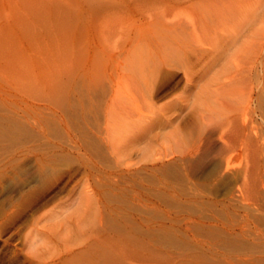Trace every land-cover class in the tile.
Instances as JSON below:
<instances>
[{"label":"rangeland","instance_id":"1","mask_svg":"<svg viewBox=\"0 0 264 264\" xmlns=\"http://www.w3.org/2000/svg\"><path fill=\"white\" fill-rule=\"evenodd\" d=\"M197 1L0 0V264H264V0Z\"/></svg>","mask_w":264,"mask_h":264},{"label":"bare ground","instance_id":"2","mask_svg":"<svg viewBox=\"0 0 264 264\" xmlns=\"http://www.w3.org/2000/svg\"><path fill=\"white\" fill-rule=\"evenodd\" d=\"M197 1V0H196ZM198 2H201V3H203V1H197V3ZM224 1H222L221 3H223ZM225 2H226V0H225ZM224 2V3H225ZM193 3V2H192ZM191 3V4H192ZM220 3V2H219ZM196 4V3H195ZM199 5H200V3H198ZM194 5V4H193ZM192 5V6H193ZM223 5H225V4H223ZM217 4H216V8H217ZM212 7H215V6H212ZM195 8H196V6H195ZM200 8V7H199ZM216 8H213V9H216ZM220 8V7H219ZM216 9V10H220V9ZM223 9V8H222ZM221 9V10H222ZM201 10V9H200ZM209 10H211V8H209ZM208 10V8H206V10H203L204 12H202V15L204 16L205 15V13L207 12V11H209ZM206 11V12H205ZM225 11V10H224ZM194 12V11H193ZM219 13L218 14H220L221 13V11H218ZM121 16V15H120ZM120 16H118V17H120ZM123 16V15H122ZM155 16V15H154ZM195 16V15H194ZM157 17V16H156ZM154 19H153V21L155 20V17H153ZM156 21V20H155ZM160 21V20H159ZM191 21V20H190ZM197 21H201V16H199V19H197ZM154 23V22H153ZM195 23V22H194ZM155 24V23H154ZM158 24V23H157ZM180 24H178V26H179ZM183 25V24H182ZM182 25H180L179 26V29H177V30H175V32H173L174 33V35H172V37H173V39H174V45L172 46V47H170V50H171V52H167V51H164V49L163 48H160L161 46H158L160 43H157L156 45H157V48H159L158 49V51L161 49L162 51H163V53H165V54H162V55H170L171 54V56H173V59L175 58V60L177 61V64H179V63H182V64H184L185 62V60H188L189 59V57L191 56V53H193L192 55H194V52L197 50V52H195V55H197V58H196V60L197 61H199L198 63H200V62H204L207 58H206V55L208 54L207 52H206V50H204V49H202V48H199V49H195V46L196 45H190V44H188L187 43V40H188V38H190V36L188 37V35L185 33V28H184V30H183V27H182ZM194 26H195V24H193ZM151 28H152V26L151 25H149ZM177 26V25H176ZM200 26V25H199ZM145 28V27H144ZM178 28V27H177ZM146 29H147V27H146ZM154 30V29H153ZM171 30V29H170ZM163 31V30H162ZM155 32V31H154ZM165 32V31H164ZM139 33V32H138ZM172 33V34H173ZM149 34V33H148ZM150 34H151V32H150ZM147 36V35H146ZM61 40V39H60ZM166 40H168V39H166ZM62 41V40H61ZM160 41V40H159ZM196 41V40H195ZM198 41V40H197ZM39 43V42H38ZM197 43V42H196ZM56 44V43H55ZM64 44V43H63ZM164 44V43H163ZM201 44V43H200ZM203 45V44H202ZM39 46V45H38ZM41 46V45H40ZM153 46V45H152ZM194 46V47H193ZM64 47V46H63ZM155 47V46H154ZM58 48V47H57ZM61 48V47H60ZM156 48V47H155ZM43 49V48H42ZM63 49V48H62ZM157 50V49H156ZM61 51V50H60ZM208 51V50H207ZM154 53H155V51H153ZM167 52V53H166ZM210 52V51H209ZM49 53V52H48ZM153 53V54H154ZM159 53H160V51H159ZM170 53V54H169ZM212 53V52H211ZM155 54H157V53H155ZM161 54H159V55H155L156 57H157V59H158V61H157V66H158V68L160 69L162 66H163V64H169L168 63V60H167V58L165 59L164 58V56H162ZM153 56V55H152ZM153 59H155V57L153 56ZM153 59L151 58V60L153 61ZM50 60V59H49ZM28 62V61H27ZM155 63H156V59H155V61H154ZM187 62V61H186ZM208 62V61H207ZM29 63V62H28ZM176 63V62H175ZM18 64V63H17ZM176 64V66H179V65H177ZM162 65V66H161ZM219 65V64H218ZM217 65V66H218ZM51 66V65H50ZM157 66H155L154 68L156 69V67ZM183 66V65H182ZM208 66V65H207ZM39 67V66H38ZM184 67H185V65H184ZM28 67L26 66V68L25 69H27ZM187 67H185V68H183L184 69V78H185V80L182 82V81H178L177 82V84H175V86H173L172 88V91L173 90H182V92L183 93H193L194 92V90L196 91V93L195 94H197V96H198V98H201L202 100H204L205 98H211L212 97V95H213V93H214V88L212 89L211 88V86H213L212 85V82L211 83H209V81L208 80H206V79H204V77H202L201 75V77H199V78H195L194 76H193V74L191 73V71H189L188 69H186ZM189 68V67H188ZM212 68H214V67H212ZM24 69V70H25ZM28 70V69H27ZM158 70V69H157ZM216 71V70H215ZM24 72V71H23ZM210 72H211V70H210ZM209 72V73H210ZM31 74V73H30ZM195 74V73H194ZM208 74V73H207ZM211 74V73H210ZM206 75V74H205ZM206 77H207V75H206ZM211 77V76H210ZM210 77H209V79H210ZM57 80V79H56ZM34 81V80H33ZM52 81V80H51ZM214 83V82H213ZM210 84H211V86H210ZM221 84V83H220ZM38 86V85H37ZM215 87V86H214ZM220 89V88H219ZM171 90V89H170ZM169 90V91H170ZM215 96V95H214ZM181 99V95H178V97H177V100L179 101ZM182 105V104H181ZM206 116V115H205ZM79 118V117H78ZM202 118H204V117H202ZM207 118V117H206ZM148 119V118H147ZM178 119V118H177ZM174 121V120H173ZM175 122V121H174ZM177 122H178V120H177ZM200 122V121H199ZM202 122H204L203 120H202ZM179 123V122H178ZM170 125H172V122L170 123ZM176 125V124H175ZM178 125V124H177ZM174 126V125H173ZM179 126V125H178ZM181 127V126H180ZM169 128V127H168ZM172 128V127H171ZM178 128V127H177ZM177 128L176 129H174V131H175V134L177 135ZM180 129V128H179ZM182 129V128H181ZM173 130V129H172ZM172 130H170L171 132H172ZM14 131H16V130H14ZM166 131H167V129H166ZM165 132V131H164ZM164 134V133H163ZM160 136V135H159ZM167 136H170L171 137V134H169V135H167ZM182 137V136H181ZM183 138V137H182ZM160 139V138H159ZM94 140V139H93ZM155 140V139H154ZM150 142H152L153 143V140L152 141H150ZM96 143H98L99 144V142H96ZM95 143V144H96ZM151 143V144H152ZM156 145H157V143H156ZM97 146V145H96ZM145 146V145H144ZM148 146V145H147ZM149 146H152V145H150L149 144ZM97 148H98V146H97ZM150 148H152V147H150ZM98 150H100V149H98ZM97 150V151H98ZM151 150V149H150ZM167 150V149H166ZM172 150V149H171ZM146 151V150H145ZM161 151V150H160ZM168 151V150H167ZM104 152V151H103ZM160 153V152H159ZM170 153V152H169ZM168 153V154H169ZM192 153V152H191ZM163 154V153H162ZM161 154V155H162ZM165 154V153H164ZM169 155H171V153L169 154ZM168 156V155H167ZM160 157V156H159ZM158 157V158H159ZM163 157V156H162ZM182 157V156H181ZM157 158V157H156ZM167 158V157H166ZM186 158V157H185ZM174 160V159H173ZM173 160H172V162H173ZM182 161H183V159H181ZM180 162L179 164H181V163H185V162ZM188 161V160H187ZM186 161V162H187ZM176 162V161H175ZM168 166V165H167ZM169 166H171V165H169ZM188 166V165H187ZM175 167H177V165H175ZM174 167V168H175ZM155 168V167H154ZM168 168V167H167ZM178 168V167H177ZM180 168V167H179ZM179 168H178V171H179ZM186 168V167H185ZM169 169H170V167H169ZM181 169V168H180ZM174 170V169H173ZM175 172V171H174ZM181 173V172H180ZM174 174H176V173H174ZM184 174V173H183ZM186 174V173H185ZM184 174V175H185ZM188 174V173H187ZM180 175V174H179ZM181 176H183V175H181ZM189 177V176H188ZM176 178H178V177H176ZM190 179V178H189ZM173 181V180H172ZM197 183V182H196ZM178 185V184H177ZM198 186V185H197ZM195 190V189H194ZM183 193H185V192H183ZM174 195V194H173ZM264 195V194H263ZM181 196V195H180ZM167 197V196H166ZM178 200V199H177ZM176 200V201H177ZM173 201V200H172ZM258 216V215H257ZM264 216V215H263ZM260 218V217H259ZM256 220V219H255ZM177 221V220H176ZM264 220H262V222H263ZM146 223V222H145ZM263 224V223H262ZM261 225V224H260ZM262 226V225H261ZM256 227H257V225H256ZM256 229H260V228H256ZM262 230V229H261ZM163 231V230H162ZM263 231V230H262ZM259 232V231H258ZM161 233V232H160ZM171 233V232H170ZM254 233L255 234H258L257 233V231L255 232L254 231ZM167 235V234H166ZM163 236V235H162ZM263 238V237H262ZM263 239H261V241H262ZM112 259V258H111ZM116 259H118V258H116ZM114 261H116V262H119V260H114ZM117 264V263H116Z\"/></svg>","mask_w":264,"mask_h":264}]
</instances>
